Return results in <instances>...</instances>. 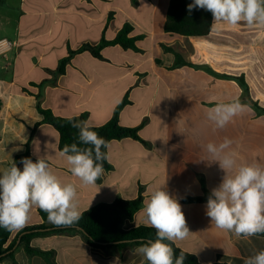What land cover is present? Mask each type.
Wrapping results in <instances>:
<instances>
[{
	"label": "crops",
	"instance_id": "crops-1",
	"mask_svg": "<svg viewBox=\"0 0 264 264\" xmlns=\"http://www.w3.org/2000/svg\"><path fill=\"white\" fill-rule=\"evenodd\" d=\"M169 4L170 0H0V41L11 45L0 54V174L29 144L33 162L44 157L62 183L76 186L81 213L119 199L134 200L141 193L142 205L133 218L123 219L124 229L151 227L142 209L165 183V190L181 204L192 233L175 245L201 264H244L254 251L264 249V236L237 239L211 223L206 195L225 173L218 162L209 161L203 146L227 137L239 163L264 166V26L217 22L206 36H180L165 29ZM127 24L132 28L129 36L137 38L136 50L107 46L101 51L104 59L77 53L64 74L56 73L71 51L113 40ZM178 61L192 67L176 65ZM125 98L120 124L138 128L142 141H111L109 167L95 185H83L59 155V133L46 123L34 130L42 121L38 106L100 127ZM236 99L252 111L216 129L208 110ZM39 210L31 209L21 231L53 225L43 221ZM21 231H14L10 242ZM31 246L52 252L56 264L148 263L135 251L139 245L94 247L78 231L38 236ZM0 264L49 262L28 255L19 245L14 259Z\"/></svg>",
	"mask_w": 264,
	"mask_h": 264
},
{
	"label": "clouds",
	"instance_id": "clouds-1",
	"mask_svg": "<svg viewBox=\"0 0 264 264\" xmlns=\"http://www.w3.org/2000/svg\"><path fill=\"white\" fill-rule=\"evenodd\" d=\"M204 9L211 12L213 26L222 22L229 26L241 23L252 27L264 26V0H193L187 11ZM8 41H0V54L10 51ZM249 105L236 99L217 103L207 112V118L216 129H223L235 117L251 112ZM79 130L77 143L64 145L59 152L70 166V172L83 185H95L104 174V161L110 142L91 130L88 121L70 120ZM232 141L227 137L216 144L204 145L209 161L218 162L225 175L218 187L212 189L206 204V215L216 228L229 232L237 239L264 235V166L239 163L230 151ZM23 169L12 165L0 174V227L21 231L30 219L33 207L48 214V220L57 227L76 226L82 218L78 210L77 190L72 183H62L52 173L44 157L36 162L22 158ZM165 183L155 189L145 202L142 212L145 224L156 230V239L140 243L135 251L148 264H184L185 252L177 256L169 243L185 240L190 234L185 215L178 200L169 194ZM244 264H264V249L254 251Z\"/></svg>",
	"mask_w": 264,
	"mask_h": 264
},
{
	"label": "trees",
	"instance_id": "trees-1",
	"mask_svg": "<svg viewBox=\"0 0 264 264\" xmlns=\"http://www.w3.org/2000/svg\"><path fill=\"white\" fill-rule=\"evenodd\" d=\"M193 0H170L165 29L167 32L174 33L180 36H206L212 30L213 16L211 12L204 9H193L191 13L187 11V5ZM131 26L125 25L113 40L102 39L97 46L90 44L83 45L76 51H71L70 56L62 59L58 66L56 73L64 74L67 64L74 54L89 52L98 59H104L101 51L107 46H121L124 49H137V38L130 37ZM176 65H187L192 67L190 63L177 62ZM248 91V87L242 81ZM247 101L254 104L249 97ZM128 101L125 98L115 109L113 117L105 125L100 127H91V130L96 131L101 137L111 142L113 140H121L124 138H132L137 141H142L139 136L138 128L125 127L120 124V112L127 105ZM39 112L42 115V121L37 123L34 130L42 123L51 125L60 135L59 149H63L64 145L77 143L79 146L78 132L79 130L71 126L70 120H78V118H62L56 116L51 110L43 109L38 106ZM264 112V109H262ZM85 116L82 117V119ZM108 155V149L105 150ZM30 158L29 144L26 146L24 153L15 157L13 162L22 170V158ZM12 162V163H13ZM11 163V165H12ZM104 169L109 167L108 160L104 162ZM10 165V166H11ZM208 193L206 198L208 199ZM189 201H201V198H188ZM143 202V196L140 193L137 199L123 200L119 199L109 204H99L89 210L84 211L79 223L74 227L55 225H47L46 223L25 228L21 231L15 240L10 242L14 231H8L0 227V262L7 258L14 259L16 248L19 245H24L28 255L42 256L49 264H56L52 261V252H45L35 249L31 246L33 238L38 236H47L50 234H58L70 231H78L82 233L89 243L94 247H117L125 248L129 245H140L142 242L155 240L156 230L153 227L140 226L131 229H124L122 226L123 219L133 218L139 210ZM40 217L44 222L48 220V214L39 210ZM264 236V235H263ZM169 243L175 250L178 256L181 249L171 241H164ZM183 251V250H182ZM185 252V251H184ZM148 264V263H147ZM184 264H201L194 254L185 252ZM221 264V263H216Z\"/></svg>",
	"mask_w": 264,
	"mask_h": 264
}]
</instances>
